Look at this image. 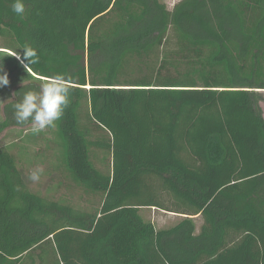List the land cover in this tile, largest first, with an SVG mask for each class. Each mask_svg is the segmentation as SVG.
I'll return each mask as SVG.
<instances>
[{"label":"trees","instance_id":"obj_1","mask_svg":"<svg viewBox=\"0 0 264 264\" xmlns=\"http://www.w3.org/2000/svg\"><path fill=\"white\" fill-rule=\"evenodd\" d=\"M12 3L0 0V51L39 56L30 76L3 58L28 77L14 93L69 79L57 168L99 201L33 192L0 148V264H264V0H24L23 16ZM19 95L0 135L30 126L15 121ZM152 208L178 221L156 229Z\"/></svg>","mask_w":264,"mask_h":264},{"label":"rangeland","instance_id":"obj_2","mask_svg":"<svg viewBox=\"0 0 264 264\" xmlns=\"http://www.w3.org/2000/svg\"><path fill=\"white\" fill-rule=\"evenodd\" d=\"M169 10L180 0H161ZM11 37L2 29H0V48L11 46ZM28 82L27 75L19 71L16 75L10 76V84L0 88V121L3 119L2 108L4 104L13 99L14 90L23 85L22 81ZM264 99V91L262 92ZM10 99V100H9ZM260 107L264 117V101L260 103ZM39 133L31 131V127L27 128H9L0 135V148L8 149L17 159L18 166L27 177V182L31 190L39 195L53 198L56 200L68 202L75 207L91 210L97 207L98 198L84 194L78 188L73 187L66 176L57 168V150L54 145L53 128H46ZM92 159L94 164L103 171L109 169L108 156L98 150L93 151ZM43 168V173L38 182L29 179L30 171L36 168ZM141 215L146 221L154 225L156 229H164L172 226L178 221V215L165 212L162 210L143 209ZM200 222L197 221L199 226Z\"/></svg>","mask_w":264,"mask_h":264},{"label":"clouds","instance_id":"obj_3","mask_svg":"<svg viewBox=\"0 0 264 264\" xmlns=\"http://www.w3.org/2000/svg\"><path fill=\"white\" fill-rule=\"evenodd\" d=\"M24 0H13L12 11L19 16L25 13ZM22 54L16 50L0 51V88L10 84L9 74L3 66L5 56H13L21 64L28 76L33 74V66L39 63L37 49L31 45L22 48ZM27 79L22 81L24 86ZM22 92V91H21ZM13 93V97L19 95ZM72 85L64 74H55L43 79L38 87L29 88L19 95V99L14 103V118L17 125H30L33 133H38L46 128L55 127L62 118L65 110L71 102ZM10 100V99H9ZM5 101H0L4 103ZM43 173V168H36L29 173V179L38 182Z\"/></svg>","mask_w":264,"mask_h":264}]
</instances>
